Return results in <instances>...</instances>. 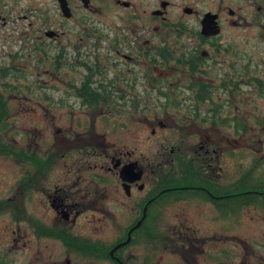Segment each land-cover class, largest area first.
<instances>
[{
  "label": "flooded vegetation",
  "instance_id": "flooded-vegetation-1",
  "mask_svg": "<svg viewBox=\"0 0 264 264\" xmlns=\"http://www.w3.org/2000/svg\"><path fill=\"white\" fill-rule=\"evenodd\" d=\"M54 1L67 27L75 16L79 17V20L75 19L79 32L68 29L70 35L67 36L65 43L58 41L57 46L55 42L66 36L63 24H59L58 28L54 23L50 28H39L40 35L36 37L34 52L37 54L38 61L41 58L43 62L52 61V75L56 76L64 67L73 74H80L81 70L84 72L83 75H78L77 80L67 84L68 89L63 92L65 95L77 97L85 94L87 89L97 95L111 98L155 95L166 101L163 102L162 111L167 112L168 108H175L176 105L191 113V116L184 114L182 124L178 127L190 131V134L186 138L187 141H179L180 144L168 146L167 140L161 141L160 143L166 146L154 160L152 155L149 157L137 152L136 146H140L141 143L136 134L133 135V144L130 147L122 145L114 148V144L113 147L105 145L104 138L88 133L85 135L83 131L74 129L73 115L70 121L72 126L62 130L56 128V116L50 114L53 120L52 155H47L48 153L40 155L36 149L31 151L30 146L27 147L28 152H23L15 146L10 147L11 144L3 141L4 138L7 139V133L13 134L11 131L15 126L9 122L8 109L3 98L8 91V88H4L3 85L4 81L9 79V74L4 72L6 68L2 63L0 64V80L2 81L0 84V114L2 113L0 115V137H2L0 146L3 149H0V155L24 166L21 168L24 173L17 192L9 198L8 202L11 203L18 198L17 194H25L30 199L34 193H40L42 204L52 210V223L48 225L41 220L30 219V227L36 239L52 240V264H174L175 261L169 263L162 257L168 249L180 256L182 264H200V254L205 252L202 249L204 244L208 242V250L211 254L218 241L227 242L230 239L225 236L217 237L216 234L201 233L194 224L202 219L191 218L187 207L184 206L207 205L215 213H219V220L227 222L231 218L230 202L234 195L228 189L233 182L231 179L227 180L226 164L231 156L229 151L232 149V144L240 143L228 135L229 126L222 129L217 125V118L220 117V113L228 111L234 92L239 91L238 84H234V81H242L241 85L244 83L242 76L245 75L247 65L242 62L239 71L236 68L237 62L230 61L228 56H233L232 42L223 40L222 33L224 28L237 30L244 27L245 19L240 16V13L227 6L219 7L215 12L212 10L201 12L197 9L199 0L179 1L176 4L169 0H111L116 8L117 25L107 30L110 32L108 35L105 26H99V20L95 18L102 13V9L94 7L92 0H64L67 9L65 14L60 8V2ZM249 1L253 6L258 3L255 7L258 17L253 20L256 23L255 31H264V0ZM172 7L181 9L183 14L181 18L185 16L191 20L195 18V22L190 24L171 22L167 16L168 10ZM223 12H227L228 19H224ZM25 18L24 16L22 19L25 20ZM209 21L215 24L218 29L217 34L206 33L211 28L210 24L205 25ZM6 23L4 10L0 6V30ZM224 23L227 25L225 26ZM249 26V24L246 25L247 28ZM73 34L78 36L77 42L73 41ZM105 41L111 44L102 46ZM50 42L54 45L49 44ZM56 46L58 51H55ZM80 47L96 48L97 53L101 49L102 52L90 56L87 52L79 51ZM53 48L54 52L52 51L51 56L50 51ZM238 53L240 52L234 54L236 59L244 60L243 53L241 52L240 55ZM83 55L89 59L86 60ZM29 59H31L30 56ZM110 75L112 78L108 79ZM245 79H248V76ZM258 82L264 86V82L261 80ZM184 91L190 96L183 101H177L176 104H168L169 97L181 96ZM222 96H225V101H222ZM213 98H217V101L214 102ZM186 100L189 103L184 105L182 102ZM218 100H221L220 103ZM205 101L210 103L209 112L212 115L201 122L200 103ZM81 106L86 107L82 104ZM100 109V115L105 113L103 107ZM44 111L49 114V110L42 108L41 105H33V107L23 106L20 113L22 116L32 114V119H35L44 114ZM176 112L180 110L176 109ZM207 121H211L212 124L207 134L202 136L204 134L201 132V123L206 124ZM223 121L228 123L227 120ZM169 122L172 126H176L175 120L156 121L160 129H165ZM132 127L135 128L136 125L131 124ZM22 130V128L16 129L17 133ZM16 134L11 136L14 144H18L14 141ZM70 134L73 136L70 137ZM30 135L34 138L42 137L40 130L38 132L33 130ZM154 136L155 133L151 131L146 139L150 146ZM175 152L183 157L182 166L193 163L196 168L194 176L201 178L205 183L202 186L182 185L160 190V195L169 192L186 193L174 202L184 209L183 216L169 221L175 225V230L172 233H162L157 232L155 228L160 218L151 216L154 187H157L153 185V182H158L154 175H156L155 171L158 172V176L164 174V168L170 165ZM29 157L45 159V164H51L49 171L43 173L44 169H34L25 161ZM66 157L77 159L76 165L69 166L65 162H58ZM87 157H93L95 163L92 165L87 161L88 163L84 164ZM98 161H103V164L99 165ZM130 163H135L136 171L139 169L141 176L139 180L124 182L120 171ZM60 171L65 179L60 178ZM106 175L109 176L107 181ZM180 177L184 179L185 174H181ZM154 178L155 181H153ZM51 181L52 185H49ZM108 181L111 186L105 188L104 184ZM134 190L138 193L144 191V194L139 201L132 204ZM223 200H226L224 204H222ZM8 202L0 203V211L9 206ZM105 203L116 210L130 203V208L137 209L136 212H138L122 233H116L111 238H107V235L102 232L103 226L107 225L105 219L93 216L102 215L105 212ZM217 207L224 208L225 216H222ZM89 212L93 213L91 220L84 218ZM14 214L17 215V211H14ZM209 217H203L202 222L211 220L207 222L211 223L215 220L214 217ZM14 219L18 220L15 217ZM113 220L115 225L116 219L113 218ZM89 223H97L100 226L99 232L89 233ZM24 237L27 236L16 234V238L12 240L15 247H19L18 244ZM0 241L6 243V235H1ZM245 252L248 254L250 250L245 248ZM224 256L209 255L208 258L212 260L211 264L231 262L230 255ZM258 259L264 262L263 258ZM204 261H206L205 257ZM246 263V261L241 262V264Z\"/></svg>",
  "mask_w": 264,
  "mask_h": 264
},
{
  "label": "rangeland",
  "instance_id": "rangeland-1",
  "mask_svg": "<svg viewBox=\"0 0 264 264\" xmlns=\"http://www.w3.org/2000/svg\"><path fill=\"white\" fill-rule=\"evenodd\" d=\"M169 1L176 4L179 1L189 2L191 0ZM92 3L94 7L102 9V13L95 16V18L99 20V26L104 25L106 33L110 35L107 30L113 29L117 25L114 3L111 0H92ZM257 5L258 3L253 6L249 0H199L197 5V9L201 12L207 10L215 12L218 11L219 7L225 8L227 6L240 13V16L246 22L244 27L240 29L226 28L225 30L224 28L222 33L223 40L232 42L233 56H228L230 61L237 62L236 68L239 71L242 62L247 65L245 75L242 76L244 83L241 85L242 81H234V84H238L237 90L239 91L234 92V96L231 98L232 104H230L228 111L220 113V117L217 118V125L222 129L226 128L221 125L223 120H227L229 123L230 119L233 121L235 118L233 122L229 123L231 128H227L228 135H231L233 139H237L240 143L237 145L232 144V149L229 151L231 156H229L226 164L227 180L231 179L232 182L236 181L240 175L249 172H251L253 179L264 181V98L259 96V92L256 90L257 83L254 80L258 78V81L264 82V31H255L256 23L253 22L254 18L258 17L255 10ZM0 6L4 10V17L7 22L5 27L0 30V64L3 63L2 65L6 69L16 74V76H9V79L4 81L8 83V91L3 98L8 109L9 122L15 126L11 131L13 134L7 133V139L4 138L3 140L11 144L10 147L15 146L23 152H28L27 147L30 146L31 151L36 149V152L40 155L45 153L52 155L53 120L49 116L50 114L56 116L55 126L62 130L72 126L70 121L71 115H73L75 119L74 129L83 131L82 133H85V135L88 133L104 138V144L112 147L114 144V148L122 145L130 147L133 144V135L136 134L141 143L140 146H136L137 152L144 156L148 155L150 157L152 155L154 160H156L161 149L166 146L161 144V141L164 140L165 142L167 140L168 146L180 144L179 141H187L186 138L189 137L190 131L178 127L182 124L184 114L191 116V113L178 106L177 108L176 105L175 108H168L167 112L162 111L163 102L166 101L158 96H126L121 98L114 96L109 100L104 98L101 104L89 109L81 106L77 97L67 96L63 93L68 89L67 84L72 80H77L78 75H83L84 72L81 70L80 74H73L67 67H64L59 74L52 75V61L40 63L36 59L37 54L34 52V46L37 40L36 37L40 35L38 33L39 28H50L53 23L57 28L59 24H63L66 36L59 38L55 44L58 46V41H62V44H64L67 36L70 35L68 29L79 32V28L75 25V19L79 20V17L75 16L67 27L54 0H1ZM181 15L183 14L180 8L172 7L168 10L167 17L170 18L171 22L179 21L185 24L195 22V18H192V20L187 19L186 16L181 18L183 17ZM24 16L26 17L25 20L22 19ZM123 16L125 17V15ZM223 17L228 19L227 12H223ZM226 23H224L225 26ZM248 24L250 25L249 28L246 27ZM73 35V41L77 42L78 36ZM49 44L54 45L52 42ZM106 44L109 46L111 43L105 41L102 46ZM57 46L55 51L59 50ZM52 51L54 52V48L50 51L51 56ZM79 51L82 53L87 52L90 56L102 52L99 49L97 53V49L92 47L86 49L80 47ZM237 52H240L239 55L241 52L243 53L244 60L236 59L234 54ZM29 56L30 60H28ZM85 59L88 60L89 58L86 57ZM246 76H248V79H245ZM110 78H112V75L108 76V79ZM0 84H2L1 80ZM188 96H190L189 93L184 91L181 96L169 97L168 104H176L177 101H183ZM216 99L213 98L214 102L217 101ZM225 100V96H222V101ZM182 103L185 105L189 102L186 100ZM209 104L208 101L200 103L201 122L212 115L209 112V108H211ZM33 105H41L42 108L49 110V114L44 111V114L42 113L35 119H32V114L21 115L20 112L23 106L33 107ZM101 107L105 112L102 115L99 112ZM176 109L180 112H176ZM166 119L175 120L176 126H172L169 122L165 129L158 128L156 121L162 122ZM234 122L240 125V128L241 126L244 128L242 132L235 133ZM131 124L136 125V127L131 128ZM211 124V121H207L206 124L201 123V132L204 134L202 136L207 134L206 132L210 129ZM20 128L23 130L17 133L16 129ZM33 130L37 132L40 130L42 137L34 138L33 135H30ZM151 131L155 133V136L150 146L146 139ZM15 134L14 141H17L18 144H14L11 140V136ZM71 136L73 135L70 134ZM71 152H75V150H71ZM76 160L66 157L58 162H65L72 166L76 165ZM87 161L92 165L95 163L93 157H87L84 164L88 163ZM98 162L99 165L103 164V161ZM21 168H24V166H20L16 161L0 155V203L2 201L8 202L9 198L16 194L24 173ZM72 170H74V167H72ZM60 174V178L65 179L61 171ZM155 174V178L158 179V172L155 171ZM108 178L109 176L106 175L105 180L107 181ZM155 178L153 181L156 180ZM50 184L52 185V181ZM154 184L155 182H153ZM104 185L105 188L111 186L109 181ZM99 186L101 187V185ZM143 194L144 191L138 193L134 190L132 204L139 201ZM17 196L18 198L11 202L13 204L8 202L9 206L0 211V237L6 235V243L0 241V263L52 264V240L36 239L30 227V219L41 220L50 225L52 223V210L42 204L40 193H34L30 199L25 194H17ZM120 199L124 200V198ZM125 206L116 210L112 209L110 204L105 203V212L102 215H93L92 212H89L84 218L91 220L93 216L103 217L107 225L103 226L102 232L107 235V238H111L116 233H122L130 220L138 214L137 209L130 208V203H126ZM184 207H187L191 218L202 219L197 220L194 224V227H198L201 233L206 235L216 234L217 237L223 238L225 236L230 239L227 242L218 241L215 250L211 254L208 250V242L204 244L202 249L205 252L200 254V264H211L212 260L208 258L209 255H225L224 257L230 255L232 259L228 264H241L244 261L247 262L246 264H264L258 259L260 257L264 259L263 208L259 206L243 207L239 213L231 214V218L225 222L219 220V213H215L207 205L200 207L194 204L192 206L185 205ZM14 211H17V215L14 214ZM182 212H184V209L176 203L158 206V208L154 207L151 216L160 218L159 223L155 225L157 232L172 233L175 230V225L169 221L183 216ZM13 216L18 220L20 219V222L15 220ZM205 216L214 217L215 220L211 223H207L211 220L202 222ZM113 218L116 219L115 225ZM89 224V233L99 232L100 226L97 223ZM16 234L27 236L19 242L18 248L12 242L14 237L16 238ZM245 248L250 250L248 254L245 252ZM162 257L167 259L169 263L175 261L174 264H182L180 263V256L173 251L170 252V249ZM204 257L206 261H204Z\"/></svg>",
  "mask_w": 264,
  "mask_h": 264
},
{
  "label": "trees",
  "instance_id": "trees-1",
  "mask_svg": "<svg viewBox=\"0 0 264 264\" xmlns=\"http://www.w3.org/2000/svg\"><path fill=\"white\" fill-rule=\"evenodd\" d=\"M30 60V59H28ZM44 60L41 58L39 62H43ZM4 72H7L9 76H16L15 73H12L9 69H5ZM257 83V90L259 92V96L264 98V86L258 81ZM255 83V84H256ZM4 88H8V83L5 82L3 85ZM104 98L106 100H109L111 97L107 96H101L97 95L95 92H92L91 90L87 89L85 94H81L77 96V99H79L80 103L86 107H96L99 104L104 101ZM2 115V113L0 114ZM213 119V117H212ZM235 118L233 119V121ZM231 119L229 120V123L233 122ZM229 123H226V121L222 122V126H229L231 128V125ZM259 124V122H258ZM1 125V124H0ZM238 125L236 122H234V131L235 133H240L243 131V127ZM2 137H0V143H1ZM0 149L1 148L0 146ZM1 151V150H0ZM11 152V150H8ZM182 160L183 157L178 155V153H174L172 155V162L169 166L163 167L165 169L164 174L162 176H158V182L155 183L157 187H154V203L153 208L158 206H164L167 204L174 203L180 199V197L185 192H169L165 194H159L160 190L163 189H171V188H177L182 185H200L202 186L205 182L201 178H197L195 175L196 168L193 165V163H190L189 166H182ZM26 162L29 163L30 166H32L34 169H44L43 173L49 171L51 164H45L44 160L38 159V158H26ZM29 166V167H30ZM185 174L184 179L180 177L181 174ZM251 172L241 175L237 181H234L232 185L229 187V191L234 195L231 198V204H230V213L236 214L239 213L243 207H256L259 206L264 209V181H257L252 178ZM195 179V180H194ZM197 181V182H196ZM224 190V189H222ZM247 192V193H245ZM160 195V196H159ZM226 200L222 201V204H224ZM152 208V209H153ZM217 210L221 212L222 216H225L224 208H218Z\"/></svg>",
  "mask_w": 264,
  "mask_h": 264
},
{
  "label": "water",
  "instance_id": "water-1",
  "mask_svg": "<svg viewBox=\"0 0 264 264\" xmlns=\"http://www.w3.org/2000/svg\"><path fill=\"white\" fill-rule=\"evenodd\" d=\"M58 1L60 2V8H61L62 12L65 14L67 12V9H66L64 0H58ZM209 24L211 25V28L206 33L208 35L217 34L218 29L215 27V24L212 23L211 21L205 23L206 26ZM206 26H205V28H206ZM120 174H121V179L124 182H132L134 180L140 179L141 171L139 169H137V171H136L135 163H130L121 169Z\"/></svg>",
  "mask_w": 264,
  "mask_h": 264
}]
</instances>
